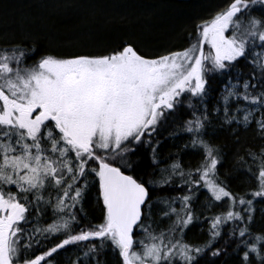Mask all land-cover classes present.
Instances as JSON below:
<instances>
[{
    "label": "snow or ice",
    "instance_id": "obj_1",
    "mask_svg": "<svg viewBox=\"0 0 264 264\" xmlns=\"http://www.w3.org/2000/svg\"><path fill=\"white\" fill-rule=\"evenodd\" d=\"M89 41L0 42V264H57L82 242L71 264H264V0H226L179 51ZM217 128L255 141L227 170ZM234 173L252 187L233 191ZM94 189L101 222L85 226Z\"/></svg>",
    "mask_w": 264,
    "mask_h": 264
},
{
    "label": "trees",
    "instance_id": "obj_2",
    "mask_svg": "<svg viewBox=\"0 0 264 264\" xmlns=\"http://www.w3.org/2000/svg\"><path fill=\"white\" fill-rule=\"evenodd\" d=\"M59 1L60 0H28L24 4H20L19 6L21 9L19 10V8H17V13H20V19H24L22 24L21 22L18 23L11 20L9 25L4 28L5 30L3 29V32H0V34H5L0 35V42L11 39L13 36H18L24 31H30L41 42L49 43L51 48L55 51L63 53L76 50L78 47L72 46L73 39H75L73 38V33L74 31H78V29L76 30V26L86 21L87 18H95L94 21L100 20L97 25L99 29L102 24L110 33H116V30H120V35H116L117 37H115V39H113L114 37L111 35H108V33L102 35L106 36L107 39L105 40L111 39L108 43L105 42V46H114L119 43L121 39L132 40L136 38L137 41H132L137 43L143 50L164 54L171 49L182 50L188 47L190 42L189 37L193 34L197 23L205 20L204 18H207L211 13L213 15L215 11L219 10L226 3V0H64L62 3ZM75 1H79L78 5L75 4ZM61 4L66 5H64L63 8ZM50 7L53 8L49 10V16L46 17V15L45 18L39 21L41 22V20L44 19V25L48 31L40 32L37 28L32 30L28 27L29 25L26 24V21L30 22L35 19L33 9L41 11L43 14L45 10L50 9ZM15 8L16 4L14 0H0V17L8 12L12 13ZM66 8L68 14L64 17ZM110 9H112L114 13L111 12ZM60 10L62 13H60ZM71 11L75 14H72ZM51 16L54 18L49 20ZM13 23L14 25L17 24L15 29H12ZM76 23L77 25L75 26ZM99 34L100 33L98 31L96 32V30H90V34H88V36H90L89 43L102 38L101 34ZM82 39L84 43L85 38L83 37ZM74 41H76V39ZM192 42H194V40ZM91 50H99V48H91ZM238 71H243L245 73L248 71L247 65L243 61ZM223 83L224 81L222 78L217 79L212 82L213 88L219 90L222 88ZM216 96H218V92L213 94L212 103H215ZM185 118L188 117L185 116ZM174 126L175 125H173L171 121L167 125L169 128ZM161 131L163 133L161 138L163 139L167 136V132ZM209 131L211 132L212 129ZM214 141L222 148L226 156L227 163L224 170L231 167L232 158L238 148L241 154H243L245 146L255 144V141L251 139V134L249 133L242 137V144L237 145L226 131L219 128L214 132ZM167 150L168 148L165 147L164 151L167 152ZM199 160V155L193 152H189L183 156V162L187 167L195 168ZM142 161L143 172H150L151 169L148 167L147 155L142 157ZM244 180L245 177L242 173H234L229 177L230 187L233 191L242 194L246 189L252 187L251 184L246 185ZM97 189L92 191L85 205L87 218L82 222L85 226L89 223L98 224L101 222L102 201L100 203L97 202ZM178 194L179 193L175 192L171 193V195ZM255 207L257 209V224L259 225L260 210L264 209V202H257ZM154 219H156V217ZM46 221H50V216L41 220V224H44ZM160 226L162 227V224ZM197 230H199L198 227L193 228L187 233L186 238L190 242H197L203 239L204 233L201 231L198 233ZM58 242L59 240L53 239L51 243H46L45 247H51ZM86 243L88 242H82L80 247L70 246L66 250H61L60 254L56 256L57 264H70L78 255H82V251L84 250L83 245ZM114 258L113 255H109V259Z\"/></svg>",
    "mask_w": 264,
    "mask_h": 264
},
{
    "label": "rangeland",
    "instance_id": "obj_3",
    "mask_svg": "<svg viewBox=\"0 0 264 264\" xmlns=\"http://www.w3.org/2000/svg\"><path fill=\"white\" fill-rule=\"evenodd\" d=\"M15 1V4H16V11H15V9H14V11L11 13V12H8V13H6L5 15H2V17H0V32H3L2 30L5 28V27H7L8 25H9V22L12 20V21H14V22H21V24H22V21L24 20L23 18H19V16H20V13L18 12L17 13V8H19V10L21 9V7L19 6L20 4H24L26 1H28V0H14ZM32 1V0H31ZM66 1V0H65ZM59 2H64V0L63 1H59ZM58 2V3H59ZM76 2V1H75ZM78 3H79V1L78 2H76L75 4H77L78 5ZM62 5V4H61ZM64 5H66V4H64ZM64 5H62V7L64 6ZM76 5V6H77ZM49 7V6H48ZM61 7V6H60ZM51 8H53V7H50V9H47V10H45V12L42 14V12L41 11H38V10H35V9H33L34 10V13H33V15H34V17H35V19H33V21H30V22H28V21H26L27 23L26 24H28L29 26V28H31L32 30H35L36 28H37V30L38 31H48L47 30V28L45 27V25H44V19L43 20H41V22H39L40 21V19H42V18H45V16L46 17H48L49 16V10H51ZM64 8V7H63ZM111 10V12H113L114 13V11L112 10V9H110ZM61 11V10H60ZM14 12H16V13H14ZM60 13H62V11L60 12ZM71 13L72 14H75V13H73V11H71ZM66 14H68L67 13V8H66V11H65V13H64V17H65V15ZM77 14V13H76ZM211 15H212V13L211 14H209V16H207V18H204L205 20L206 19H208V18H210L211 17ZM44 16V17H43ZM21 17V16H20ZM54 17L53 16H51L50 17V19L49 20H51V19H53ZM19 19V20H18ZM26 19V18H25ZM48 20V21H49ZM95 20V18H87L86 19V21H84V22H81L80 24H78L79 26H76L77 25V23L75 24V26H76V30L78 29V31H74V36H73V38H75L76 39V41H74L75 39H73V43H72V46H76V47H79L80 45H82V43H83V37L85 38V36L86 35H88V34H90V30L92 31V29L93 30H96V32L98 31L100 34H101V36L102 35H105V34H107L108 33V35H111L112 37H114L113 39H115V37H117L116 35H120V30H116V33L115 32H112V33H110V32H108L109 30L108 29H105L104 27L105 26H103L102 24H101V26H100V29H99V27L97 26L98 25V22L100 21L99 19V21H94ZM47 21V20H46ZM202 21H199L198 23H197V25L198 24H200ZM40 23V24H39ZM78 23H79V21H78ZM16 25L17 24H15L14 25V23H13V26H12V29H15L16 28ZM71 26H73V25H71ZM74 28V27H73ZM18 29V28H17ZM5 30V29H4ZM19 30V29H18ZM111 30V29H110ZM124 32V31H123ZM194 32V31H193ZM99 34V35H100ZM131 36V35H130ZM128 38H130V37H128ZM133 38V37H132ZM105 39H107L106 38V36H102V38H100V39H96L94 42H92V43H89V46H90V48H92V49H98V48H101V47H104L105 46V42L106 43H108L111 39H109V40H105ZM132 40H134V41H137V39L136 38H134V39H132ZM104 41V42H103ZM208 50V46L207 45H205V51H207ZM170 51H179V50H177V49H174V50H170ZM168 52V51H167ZM203 203H205V200H204V197L203 196H201V198H200V204L202 205ZM155 218V217H154ZM162 227H167V223H163L162 224ZM199 228V227H198ZM201 230L199 229V230H197V232L199 233ZM200 236V235H199ZM70 264H71V262H70Z\"/></svg>",
    "mask_w": 264,
    "mask_h": 264
}]
</instances>
